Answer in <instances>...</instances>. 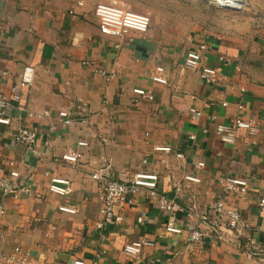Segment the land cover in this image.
I'll use <instances>...</instances> for the list:
<instances>
[{
	"label": "crops",
	"instance_id": "crops-1",
	"mask_svg": "<svg viewBox=\"0 0 264 264\" xmlns=\"http://www.w3.org/2000/svg\"><path fill=\"white\" fill-rule=\"evenodd\" d=\"M95 8L82 1L65 6L0 0V95L9 96L12 86L20 85L25 66L34 67L32 84L21 86L20 100L13 101L10 123H0V169L8 174L14 161L32 186L31 194L0 191L6 205L0 215V264H21L11 257L24 255V264H72L74 258L87 264H133L123 248L141 239L154 242L143 248L142 264H264L213 240L188 244L189 228L184 226L192 205L205 209L222 195L220 178L238 175L248 178L249 191L241 199L229 197V204L264 246L259 207L264 197V87L246 82L236 69L234 45L209 29L194 33L183 46L148 49L134 43L135 31L129 34L131 43L129 37L101 34ZM200 42L208 45L202 62L223 72L221 84L207 85L198 70L184 66L186 52ZM158 66L165 69L166 84L152 78ZM135 87L153 91L154 100L134 102ZM61 109L71 114L69 126L59 122ZM239 114L256 116L258 124L254 131L241 129L234 145L225 144L216 134L217 125ZM22 126L43 131L34 146L16 141ZM193 133L194 139L189 136ZM164 145L185 156L179 159L174 151L154 148ZM76 150L83 152L77 162L63 159ZM199 161L206 166L198 169ZM99 170L118 180L137 171L155 172L160 191L182 210L165 213L141 195L118 210L122 222L105 223L90 174ZM188 171L201 181L185 180ZM52 177L69 179L72 193H52ZM59 205H73L77 211L65 212ZM169 218L185 227L181 234L165 229Z\"/></svg>",
	"mask_w": 264,
	"mask_h": 264
},
{
	"label": "built area",
	"instance_id": "built-area-1",
	"mask_svg": "<svg viewBox=\"0 0 264 264\" xmlns=\"http://www.w3.org/2000/svg\"><path fill=\"white\" fill-rule=\"evenodd\" d=\"M71 12V11H70ZM95 14L98 18V26L101 34L112 38H126L133 40L129 36L130 32L145 33L149 30L152 23L151 16L148 13L138 12L131 8L124 7L114 1L100 2L95 8ZM120 45L117 44V47ZM208 49L206 42H200L197 47L188 49L184 58V66L186 68L196 69L200 74L201 80L207 85L221 84L224 79L223 72L217 67L204 64V54ZM4 47L0 43V55L3 53ZM221 60L227 61L225 57ZM239 70V66L236 67ZM34 67L31 65L25 66L21 75L20 85H13L12 93L9 96L0 95V123L9 124L14 110L13 101H18L21 98L20 87L30 86L34 80ZM153 80L158 83L166 84L168 82L167 74L163 66H158L152 76ZM245 90V89H243ZM155 95L153 91L144 87H135L133 89V101H152ZM243 108L242 104H239ZM192 111L199 116L200 112ZM33 115L30 113V116ZM59 122L62 125L69 126L73 123L71 114L67 109H61L57 113ZM256 116L244 118L239 114L229 123H220L217 125L216 134L221 138L225 144L234 145L241 129L254 131L258 120ZM85 121V120H84ZM43 131L35 126H22L16 135V141L26 144L31 147L34 146L39 139H41ZM190 138H196V134H190ZM78 145L87 146L85 141H79ZM155 150L164 151L166 153L175 152L177 158L181 159L185 154L181 151H175L172 145L156 146ZM83 156V152L76 150L73 154L63 155V159L69 162H77ZM148 163V159L144 160ZM11 167L9 173H4L0 169V191L4 195H11L17 191H23L25 194L32 193V186L24 181L21 172L14 161H10ZM197 168L201 169L206 166L204 161L197 163ZM92 178L97 183V194L101 202V213L103 214L105 223L118 224L124 219L123 213L118 210L124 208L126 205H133L139 200L142 195L148 200L156 203V206L163 212L169 213L172 211L182 210L180 205L174 200L167 197L160 191L159 188V174L155 172L137 171L126 180H118L112 178L106 171H95L90 173ZM23 178V179H22ZM184 179L191 182H200L193 171H188L184 175ZM219 185L222 188V195H219L214 202L205 209H201L199 205H192L186 211L188 244L213 240L220 244L227 245L246 255L249 260L257 263H264V246L258 240L254 231L249 227L244 219L242 213L233 205L229 204L228 198L233 197L241 199L247 195L249 191V180L246 177L238 175H226L219 179ZM49 190L52 193L60 196H68L72 193V183L69 179L52 177L49 184ZM60 210L70 213H75L77 208L69 205H59ZM259 207L264 213V197L259 200ZM6 205L0 202V215L5 214ZM174 218L166 220L165 229L169 232L181 234L185 227L176 223ZM1 224V223H0ZM103 223H99L101 227ZM2 226L0 225V231ZM152 240L141 239L127 243L123 252L128 259L133 261V264H142L140 262V255L145 246L153 245ZM17 252H21L17 248ZM12 260H17L24 264L26 255L22 258L11 257ZM72 264H87L82 258H74ZM97 264V263H92Z\"/></svg>",
	"mask_w": 264,
	"mask_h": 264
},
{
	"label": "rangeland",
	"instance_id": "rangeland-1",
	"mask_svg": "<svg viewBox=\"0 0 264 264\" xmlns=\"http://www.w3.org/2000/svg\"><path fill=\"white\" fill-rule=\"evenodd\" d=\"M42 1L65 6L82 1L95 8L98 3L111 0ZM112 1L151 16L146 33L134 32L135 44L146 45L148 49H161L166 44L183 46L194 33L209 29L234 45L238 71L246 82L264 87V0H241V4L231 1L224 4L221 0Z\"/></svg>",
	"mask_w": 264,
	"mask_h": 264
},
{
	"label": "bare ground",
	"instance_id": "bare-ground-1",
	"mask_svg": "<svg viewBox=\"0 0 264 264\" xmlns=\"http://www.w3.org/2000/svg\"><path fill=\"white\" fill-rule=\"evenodd\" d=\"M221 1H222V3H224V4H225V3H226V4H227V3H230V1H231L232 4H234V3H238V2H239V4H241V3H240L241 0H221Z\"/></svg>",
	"mask_w": 264,
	"mask_h": 264
}]
</instances>
